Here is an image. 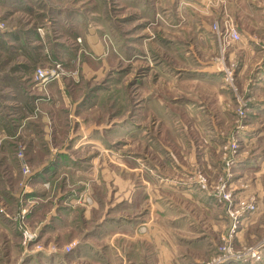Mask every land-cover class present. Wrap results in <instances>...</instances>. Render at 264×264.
<instances>
[{"label":"rangeland","instance_id":"374dc122","mask_svg":"<svg viewBox=\"0 0 264 264\" xmlns=\"http://www.w3.org/2000/svg\"><path fill=\"white\" fill-rule=\"evenodd\" d=\"M0 24L63 49L36 68L44 81L20 44L0 53V107L20 126L0 163V264H90L86 239L130 197L146 213L150 191L207 222L203 264H264V0H0ZM23 77L40 101L53 81L69 100L39 150L13 102ZM190 190L211 205L195 211Z\"/></svg>","mask_w":264,"mask_h":264},{"label":"crops","instance_id":"0c3cea01","mask_svg":"<svg viewBox=\"0 0 264 264\" xmlns=\"http://www.w3.org/2000/svg\"><path fill=\"white\" fill-rule=\"evenodd\" d=\"M13 31L9 32L10 34H0V53L2 56L5 55V53H10V51L7 50L11 49V45H9L8 42L9 39H11L14 44H20L18 45L20 49L18 50L20 52L18 55L27 58V62H18V65L20 68L25 69L28 68V66L31 69L34 68V76L36 68L40 63H43L42 61L44 59L48 58L49 62H52L50 50L54 51L53 53H59L60 56L63 54L62 47L57 45L56 49L44 47V51H46L47 54L43 55L41 52L43 50H41L39 46H35L34 41V39L39 41L42 36L36 33L29 35L28 32L25 34H16ZM25 40L26 42H32L31 45H33V47L35 46L33 48L35 51H39L40 58L30 62L28 57L31 56L28 54L29 51H27L29 48L22 44V41ZM56 57L57 58L54 60L58 59L59 62H63L60 57ZM27 72L30 73L29 71ZM30 79L33 80V78ZM26 80L27 77L21 78L19 84H23L25 89L20 87L18 96L13 99V102L17 105L22 123L26 125L25 133L32 138L42 131L45 133L46 137H48L52 130L57 133V123L55 126H47L46 123L49 117L53 119L55 116L60 117L59 111L63 106L62 104L68 106L67 101L69 100L66 91L63 90L65 89L64 86L59 81H53L50 84L49 90L51 96L48 101H44L47 100L45 99V95L42 94L39 96L36 93L31 94L27 91ZM37 91L43 90L41 88ZM43 98L44 100L40 101ZM37 100L40 102L39 112L36 110ZM2 105H5V103H2ZM35 117H41L42 122L39 125L40 127L35 124L37 123L35 122ZM44 123L46 125H44ZM19 127L20 126L17 127L15 124L10 125L5 120L4 111L0 107V163L2 160H4L2 163H5L6 160L9 159V149L15 147L13 139H16L18 133L17 129ZM52 142L53 141H50V143L44 142L45 148L51 151V155L49 157L47 156L42 162L44 166L54 164L52 162L54 158H58L59 160V147L51 145ZM32 143H35V149L37 148V150H39V146L41 145H38L35 138ZM83 144H88V142L83 141L81 145ZM67 145L68 144H66L64 148L67 147ZM135 191L136 192L130 195L132 198L147 194V190H145L143 194H140V190ZM171 192L178 194L180 191L172 189ZM182 193H191L194 196L197 194V192L192 190ZM147 196L153 199V202L148 206L146 213L142 205L138 206V210L136 206H134L133 209L132 201L135 198L131 199L130 197L121 211L114 212V214L108 217V220L100 226L97 235L92 236L88 240L86 239L87 246H91L90 248L86 247L83 251L81 250L77 259L80 261L87 259L90 261V264H203L211 255L213 244L212 234H207L209 230H211V228L207 229V222L200 225L197 220L191 218V216H187V214H185L186 211L181 210V207L178 206L176 208L175 204L170 205V203L165 205L162 196L159 195L158 192L150 191ZM12 197H14L13 194ZM199 197V200H197L195 204L197 207L195 211H200L203 207L210 204L207 200L202 199L201 195H199ZM0 205L3 204L0 203ZM3 208L6 207L4 206ZM4 213L8 214L7 210L4 211ZM165 213L166 215H163ZM103 220L100 221V223H102ZM143 227H145V232L142 231ZM54 262L57 263L55 260Z\"/></svg>","mask_w":264,"mask_h":264},{"label":"built area","instance_id":"2783aa9c","mask_svg":"<svg viewBox=\"0 0 264 264\" xmlns=\"http://www.w3.org/2000/svg\"><path fill=\"white\" fill-rule=\"evenodd\" d=\"M2 27H3L2 24H0V29H2ZM234 35H236V38H238L237 34ZM36 75L39 79H42L43 81L48 79V75H46L41 69H38L36 71Z\"/></svg>","mask_w":264,"mask_h":264}]
</instances>
